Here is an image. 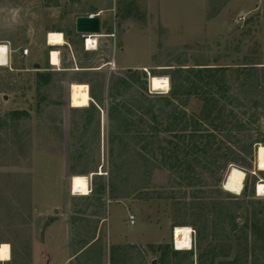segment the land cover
<instances>
[{
    "label": "rangeland",
    "instance_id": "374dc122",
    "mask_svg": "<svg viewBox=\"0 0 264 264\" xmlns=\"http://www.w3.org/2000/svg\"><path fill=\"white\" fill-rule=\"evenodd\" d=\"M116 2L0 0V44H9L12 50L9 64L0 66V116L28 112L14 126L0 129V245L7 243L11 249L10 259L0 264H152L154 259L160 264L163 247L176 249L177 217L171 203L131 197L106 200L99 207L90 198L92 174L73 175L70 170L72 143L84 128L82 107L91 101L85 82L95 92L104 82L106 94L112 73L135 68L147 73L148 92L166 94L152 90L150 78L167 76L166 69L173 66L264 65V0ZM96 10H101V33L112 31V36H98V48L88 52L86 35L76 32L75 19ZM64 41L72 46L79 67L98 66L111 56L110 69H102L99 76L62 72L75 64L67 45L60 48L61 68L52 66L49 53L57 49L52 46ZM24 48L29 55L22 56ZM35 64L40 71L53 72L48 84L39 87L34 81ZM107 106L105 102L100 108V147L89 151L99 159L98 173L105 177L109 175ZM254 164L252 174L258 170L256 159ZM231 167L246 176L245 169ZM79 176L88 178L85 191L75 185ZM256 176L253 199L264 200V193L257 191L264 175ZM158 181L166 184L161 174ZM93 221L98 222L96 227ZM90 230L103 246L81 256L89 246L84 241ZM192 230L193 256L182 264L192 259L193 264H264L261 237L250 234L244 241L231 231L228 251L220 246L210 251L206 249L210 239L199 248Z\"/></svg>",
    "mask_w": 264,
    "mask_h": 264
},
{
    "label": "trees",
    "instance_id": "16d2710c",
    "mask_svg": "<svg viewBox=\"0 0 264 264\" xmlns=\"http://www.w3.org/2000/svg\"><path fill=\"white\" fill-rule=\"evenodd\" d=\"M166 70L170 81L167 95L148 92L147 73L135 68L112 73L106 94L104 82L98 92L89 84L95 103L82 107L86 114L84 128L72 143L71 172L92 174L90 198L99 207L106 200L131 197L170 202L176 226L192 227L199 248L210 239L206 249L217 251L220 246L228 251L231 231L235 239L248 241L251 234L264 240V200L253 199L256 175H264V170L252 174L256 147L264 145V65L197 64ZM100 71L82 74L99 76ZM52 75V71L37 70L34 81L41 87L51 81ZM105 102L108 177L98 173L99 159L89 153L91 148L100 147V108ZM27 115L22 110L0 116V129L14 126ZM87 135L92 139L87 140ZM231 166L246 170L240 195L223 187ZM159 174L165 179L163 186ZM75 181L77 188L86 190L87 177L79 176ZM97 223L93 221V227ZM91 231L84 241L89 246L81 256L103 246ZM160 253V264H182L193 256L192 250H176L169 245Z\"/></svg>",
    "mask_w": 264,
    "mask_h": 264
},
{
    "label": "bare ground",
    "instance_id": "6f19581e",
    "mask_svg": "<svg viewBox=\"0 0 264 264\" xmlns=\"http://www.w3.org/2000/svg\"><path fill=\"white\" fill-rule=\"evenodd\" d=\"M92 39L94 37L89 38V48L94 46ZM7 48L5 44H0V54H5ZM0 62L2 66L7 64L6 56ZM59 53L58 51L51 50V64L59 65ZM150 87L152 90L161 91L163 90L165 93L168 92L170 85L169 79L167 76L159 77V76H151L150 78ZM256 166L258 170H264V145H259L256 151ZM245 173L243 170L237 167H231L229 170L226 179L224 181V188L233 192L234 194H240L243 189V181H244ZM257 190L259 194L264 193V184L258 183ZM173 242L175 248L178 250H190L192 249V228L190 226H176L173 230ZM10 246L7 243H2L0 245V260L7 261L10 259Z\"/></svg>",
    "mask_w": 264,
    "mask_h": 264
},
{
    "label": "crops",
    "instance_id": "0c3cea01",
    "mask_svg": "<svg viewBox=\"0 0 264 264\" xmlns=\"http://www.w3.org/2000/svg\"><path fill=\"white\" fill-rule=\"evenodd\" d=\"M84 15H97V16H99L100 17V19H101V10H96V11H92V12H89V13H85ZM101 30H102V21H101ZM101 35H103V36H107V37H110V36H112V31L111 32H105V33H101L99 36H101ZM65 45H67L69 48H70V50H71V53H72V57H73V60H74V65H70L69 67H67V68H61V66H62V57H61V52H60V48H62V47H64ZM49 46H51V45H49ZM52 47H54V48H57L56 49V51H58L59 53H60V56H59V59H60V63H59V65H52L51 64V62H50V64L52 65V66H55V67H57L58 69H60L61 71H73V72H75L76 74H78V75H82V71H88V70H102V69H105L106 67L107 68H109V66L111 65L110 64V60H111V56L108 58V59H105L101 64H99L98 66H94V67H79V65L77 64V61H76V57H75V53H74V50H73V48H72V46L69 44V43H67V42H65L64 41V43L63 44H60V45H55V46H52ZM84 48H85V46H84ZM53 50V49H52ZM86 51H88V52H90V51H95L96 49H93V50H87V49H85ZM50 53H51V51H50ZM50 53H49V61H50ZM36 65V64H35ZM110 69V68H109ZM73 83H80V82H73ZM86 84H88V86H89V88H90V85H89V82L87 83V82H85ZM72 84V83H71ZM89 92H90V89H89ZM94 102L95 103V101L93 100V98H91V101L90 102ZM87 107V106H86ZM193 231V230H192Z\"/></svg>",
    "mask_w": 264,
    "mask_h": 264
},
{
    "label": "water",
    "instance_id": "95a60500",
    "mask_svg": "<svg viewBox=\"0 0 264 264\" xmlns=\"http://www.w3.org/2000/svg\"><path fill=\"white\" fill-rule=\"evenodd\" d=\"M75 30L77 33L84 35H100L101 34V19L97 15H82L75 19ZM35 68L39 70V65ZM7 99V96H4ZM224 187V186H223ZM152 264H156V260H152Z\"/></svg>",
    "mask_w": 264,
    "mask_h": 264
},
{
    "label": "built area",
    "instance_id": "2783aa9c",
    "mask_svg": "<svg viewBox=\"0 0 264 264\" xmlns=\"http://www.w3.org/2000/svg\"><path fill=\"white\" fill-rule=\"evenodd\" d=\"M239 19L242 20L243 17H240ZM98 36H99V35H86V36H85V42H84L85 49H87V50L97 49V48H98ZM91 37H94V39H92L94 46H93L92 48H89V43H88V41H89V38H91ZM5 46H6L7 50H6L5 54H2V55L0 54V62L5 58V57L3 56V55H5V56H6V61H7V64H6V65H8L9 62H10L11 52H12V50H11V48L9 47V44H5ZM58 53H59V52H58ZM27 55H29V49H28V48H24V49H23V52H22V56H27ZM59 56H60V53H59ZM50 62H51V53H50ZM110 64H111V63H110ZM0 66H2V65L0 64ZM149 92H150V93H153L151 90H149ZM257 185H258V184H257ZM257 191H258V190H257ZM131 222H132V223L134 222V221H133V217H131Z\"/></svg>",
    "mask_w": 264,
    "mask_h": 264
},
{
    "label": "clouds",
    "instance_id": "9594fccd",
    "mask_svg": "<svg viewBox=\"0 0 264 264\" xmlns=\"http://www.w3.org/2000/svg\"><path fill=\"white\" fill-rule=\"evenodd\" d=\"M16 15H17L16 10H13V11H12V16H13V18H15Z\"/></svg>",
    "mask_w": 264,
    "mask_h": 264
}]
</instances>
